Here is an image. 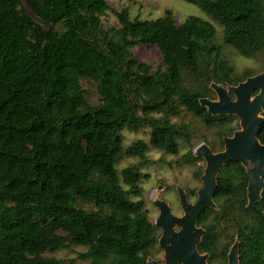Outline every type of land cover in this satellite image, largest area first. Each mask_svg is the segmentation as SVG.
I'll use <instances>...</instances> for the list:
<instances>
[{
    "label": "trees",
    "instance_id": "1",
    "mask_svg": "<svg viewBox=\"0 0 264 264\" xmlns=\"http://www.w3.org/2000/svg\"><path fill=\"white\" fill-rule=\"evenodd\" d=\"M185 1L217 19L225 43L243 56L264 51V0ZM109 10L106 0H0V264H149L159 228L141 198L146 152L153 146L177 155L180 140L191 143L189 125L172 121L181 107L210 129H238L237 116H214L200 102L212 97V83L252 76L235 74L212 43L211 22L191 16L180 24L171 10L132 19L123 8L114 11L120 27L107 29ZM139 44L157 46L164 67L153 71L137 59ZM82 79L97 83L98 105L88 102ZM145 126L150 143L125 149L123 130ZM258 139L264 144V122ZM124 154L142 161L121 178ZM182 158L201 160L192 152ZM248 183L237 161L218 175L220 209L206 208L198 220L206 229L198 248L212 264L228 263L234 237L219 246L214 220L206 222L211 213L233 224L240 264H264V189L248 207ZM81 200L95 209L78 206ZM72 245L88 250L69 263L46 255Z\"/></svg>",
    "mask_w": 264,
    "mask_h": 264
},
{
    "label": "rangeland",
    "instance_id": "2",
    "mask_svg": "<svg viewBox=\"0 0 264 264\" xmlns=\"http://www.w3.org/2000/svg\"><path fill=\"white\" fill-rule=\"evenodd\" d=\"M111 6V10L103 17L104 25L107 29L120 27L118 18L114 11H121L123 8H128L132 19L140 20H154L166 15L167 10H171L178 23H183L191 16L200 17L206 21L211 22L216 29V35L213 39V44L222 47L223 58L227 59L235 69V74L243 76L245 72L249 71L252 76L262 74L264 72V51L257 53L254 57L248 58L240 54L232 45L224 41V27L214 17L203 11L198 5L187 2L185 0H106ZM30 12V11H29ZM34 17V15H33ZM36 18V17H34ZM133 52L137 59L151 65L153 71H157L160 67H164L163 57L155 45L146 46L143 44L137 45L133 48ZM186 83L190 87L196 86V81H192L189 76H186ZM81 84L85 90V95L91 105H98L101 102L98 93L97 83L90 79H82ZM228 89V85L220 84ZM213 94L208 97L210 100L219 101L218 93L215 88L210 86ZM233 99H236L233 93H230ZM180 114L173 116L172 121L177 124L186 123L189 125L193 139L191 143L180 140V152L173 155L166 151L160 150L150 146L146 152L147 162L141 166L143 188V196L141 197L147 203V215L156 226L157 219L161 214L160 207L155 203L158 198L170 207L175 216L182 217L185 211L182 207V195L190 204H195L199 192L203 188V176L207 168L206 159L199 155L198 148L206 144L215 153L225 150L226 138L233 137L235 132L241 130V123L238 118V129L231 134H227V128L217 126L216 128H208L201 118L190 113L186 108H180ZM236 124V123H235ZM150 127H140L137 129L125 128L122 132L124 138V148L127 149L139 140H144L148 144L151 138ZM192 152L194 156L200 157L201 160L188 163L182 157L183 155ZM141 158L138 156L129 157L126 154L122 155L118 160L117 167L120 177L122 178V169L131 165H138L141 163ZM224 174V167L220 171ZM219 173V174H220ZM134 200L139 197L132 196ZM215 210L220 209V204L214 199ZM78 206L88 210L95 209V206L89 205L84 201H80ZM221 217V216H219ZM215 222L216 228V242L219 246L234 237L232 246L237 242V234L233 228L232 223L217 221L215 213H211L206 222ZM206 231L203 226H199ZM159 228V241L151 249L149 261L151 264H164L166 250L161 245V238L163 236V228ZM175 230L179 231L180 227L175 226ZM218 235V237H217ZM231 246V247H232ZM88 247L81 245H72L68 248L59 249L57 251H48L47 256L50 258H57L63 262L69 263L72 259H78L80 252L87 251ZM209 255V254H208ZM78 263L88 264L78 260Z\"/></svg>",
    "mask_w": 264,
    "mask_h": 264
},
{
    "label": "water",
    "instance_id": "3",
    "mask_svg": "<svg viewBox=\"0 0 264 264\" xmlns=\"http://www.w3.org/2000/svg\"><path fill=\"white\" fill-rule=\"evenodd\" d=\"M211 85L217 91L219 101L203 98L200 100L202 106L214 116H237L242 128L236 131L233 137L226 138L225 150L221 152L215 153L206 144L198 148L199 155L207 161L203 176L204 184L195 204L188 203L186 197L182 195L184 216H175L167 203L158 198L155 200L161 209L156 224L163 228L161 245L166 250L164 264H212L209 262L208 253L203 254L199 251L198 246L206 231L198 228L197 224L206 208H215L218 175L230 161L240 162L247 169L249 175L247 206H255L262 198L264 144L258 139V133L264 122V72L248 77L238 85H228V89L217 83ZM230 93H233L236 99H233ZM175 226H179L180 230H175ZM227 264H240L239 240L231 247Z\"/></svg>",
    "mask_w": 264,
    "mask_h": 264
},
{
    "label": "bare ground",
    "instance_id": "4",
    "mask_svg": "<svg viewBox=\"0 0 264 264\" xmlns=\"http://www.w3.org/2000/svg\"><path fill=\"white\" fill-rule=\"evenodd\" d=\"M203 149H205V148H203Z\"/></svg>",
    "mask_w": 264,
    "mask_h": 264
}]
</instances>
